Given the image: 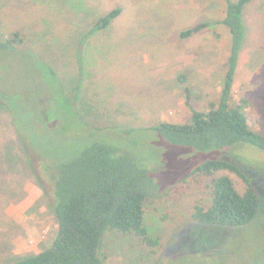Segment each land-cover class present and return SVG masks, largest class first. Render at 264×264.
I'll list each match as a JSON object with an SVG mask.
<instances>
[{"label":"rangeland","instance_id":"374dc122","mask_svg":"<svg viewBox=\"0 0 264 264\" xmlns=\"http://www.w3.org/2000/svg\"><path fill=\"white\" fill-rule=\"evenodd\" d=\"M116 9L111 25L90 34ZM226 9L225 0H0V264L51 246L54 179L97 142L129 152L158 195L145 203V222L161 246L153 254L134 236L107 231L100 250L110 264H264V151L238 144L218 153L254 183L256 219L205 225L193 214L210 206L212 179L182 180L215 153L150 129L190 122L187 88L196 110L219 99L233 48ZM242 22L232 95L264 135V0L245 6ZM13 31L22 42L11 46Z\"/></svg>","mask_w":264,"mask_h":264},{"label":"trees","instance_id":"16d2710c","mask_svg":"<svg viewBox=\"0 0 264 264\" xmlns=\"http://www.w3.org/2000/svg\"><path fill=\"white\" fill-rule=\"evenodd\" d=\"M251 1L225 0L227 9L221 23L230 31L233 48L219 99L205 111L196 110L187 88L190 122H161L150 128L172 145L215 153L182 180L212 179L210 206L196 205L193 214L196 222L205 225L247 226L256 219L261 205L258 190L244 170L218 155L238 144H249L264 151V135L252 129L248 117L242 112V105L234 102L232 95L237 52L243 34V11ZM120 14L121 9L107 13L90 34L107 28ZM207 27V23L200 24L184 31L181 37L188 38ZM10 33L11 46L22 42L17 39L15 31ZM180 79L186 80L185 77ZM222 172L241 179L244 191L237 189L231 176H217ZM152 185L148 169L140 166L129 152L107 143L92 144L62 165L54 179L56 202L53 213L58 228L51 246L39 254L21 257L9 264H110L100 250L107 231L134 236L155 254L161 246V239L151 236L145 222V203L151 196H158L149 192Z\"/></svg>","mask_w":264,"mask_h":264}]
</instances>
